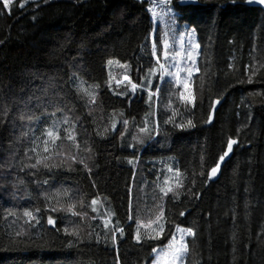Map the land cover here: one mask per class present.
I'll return each instance as SVG.
<instances>
[{
    "label": "trees",
    "instance_id": "1",
    "mask_svg": "<svg viewBox=\"0 0 264 264\" xmlns=\"http://www.w3.org/2000/svg\"><path fill=\"white\" fill-rule=\"evenodd\" d=\"M180 1L174 2L177 20L195 29L201 47V72L192 84L197 103L189 111L176 99L171 110L163 97H153L148 107L146 93L117 96L107 87L108 59L130 64V77L136 82L151 66L144 49L154 22L146 1L15 0L10 14L0 2V264H152V247L164 246L175 225L196 231L195 243L188 240L187 264H264V69L252 84L238 82L247 79L248 65L264 63V10L245 0H197L198 6H182ZM123 71H115L117 79ZM76 77L85 88L99 85L96 104L89 105L87 96L77 93ZM157 86L158 77L153 90ZM217 98L220 105L207 124ZM149 111L154 113V127L158 121L159 135L131 152L126 140H116L111 130L113 113L116 119L130 121L129 132ZM173 111L177 119L165 123ZM33 114L39 120L21 119ZM65 115L76 123L81 148L92 150L79 152L91 173L80 164L71 171L66 166L21 171L24 164L34 163L25 150L35 158L30 151L33 140L43 139L42 130ZM189 118L196 127L174 126ZM65 127L60 128L61 137ZM105 128L109 131L103 137L97 134ZM229 138L238 144L221 164L220 176L208 180ZM57 143L72 151L67 142ZM39 151L42 154V147ZM133 154L138 158L135 167L127 163ZM61 159L56 156L49 163L59 164ZM168 164L185 177V190L191 188L199 198L182 194L176 202L171 195L160 199L156 177L171 176L166 173ZM201 170L203 176L193 177ZM170 182L175 183L174 176ZM97 195L104 207L98 205L94 213L90 202ZM69 201L87 217L50 211ZM160 203L168 220L162 238L138 244L136 220L147 221ZM25 210L39 217L35 228L24 223ZM106 210L114 212L113 223L118 220L125 229L115 246L104 239ZM49 215L56 228L47 224ZM66 226H78L84 242L69 247L74 238L64 234ZM21 228L28 233L15 236Z\"/></svg>",
    "mask_w": 264,
    "mask_h": 264
},
{
    "label": "snow or ice",
    "instance_id": "2",
    "mask_svg": "<svg viewBox=\"0 0 264 264\" xmlns=\"http://www.w3.org/2000/svg\"><path fill=\"white\" fill-rule=\"evenodd\" d=\"M2 2V7L4 10L10 14L11 8L13 5V0H0ZM45 3L48 0H44ZM248 4H257L264 6V0H245ZM172 0H153L152 6L148 9L151 13V17L153 21H159L164 25L162 31L157 32L155 29L149 33V36L146 37V40L150 41V51L149 54L155 61L148 70L139 77V82L134 81L130 77L131 65L128 63H121L119 60L108 59L107 65L111 66L114 63L118 65L121 69H123V73L120 78L117 79L112 75L111 72L108 74V79L106 81L107 87L110 91H112L113 95L117 96H136L139 93H146L147 99L146 103L149 104L150 107L153 106V97L158 101L160 94V83L165 82V77L168 78L167 83L172 89L169 93L170 96H175L176 100L179 101L180 105L184 108L185 111H189L196 107L197 97L193 92L190 84L193 80V75L201 72V68L197 64V58L200 53L197 51L200 49V44L197 43L194 39L195 29H191L190 31L181 32L179 35H176V17L173 14L172 9ZM19 7H24V4L21 3ZM231 67V66H230ZM248 68L251 71L248 73L247 79L244 81H238L240 83L252 84L253 78L259 74L261 69H264V63H260L259 66L255 64L248 65ZM139 71V70H138ZM158 77V86L153 90V81L154 78ZM77 93H83L87 96V103L89 105H94L97 103L99 93L96 89L99 88V85H91L88 88L84 87V81L79 77H76ZM201 80V91H203L204 81L203 77H200ZM113 81H115V88L117 90H113ZM123 87V91H119V89ZM178 89V91H177ZM251 95H259V93H253ZM220 104V99L217 98L212 101L208 118L205 120V123L211 124L213 120V114L215 112V106ZM168 108L172 107V101L169 100ZM4 115H7V111H5ZM52 116H55V112L51 113ZM122 116L123 113L121 112ZM154 115V113H147L142 124L138 126V132L141 134H147L149 138H151L152 133L149 132V121L148 116ZM176 115V111H173L172 116ZM116 114L113 113V120L111 123V130L115 131L117 127V123L119 122L116 118ZM27 119L29 122L33 120H39L38 116L29 115L25 117L21 116V119ZM77 120L79 117L76 118ZM172 117H169L165 120V123H172ZM2 123V121H0ZM123 130L120 133L121 139L123 135L128 130L129 120L124 119L122 121ZM62 125H66L64 128V136L60 135V128ZM175 127L184 129L186 127L194 128L196 124L193 122L191 118L187 119L183 123L174 124ZM109 131L108 128L104 129L103 133L98 132L97 134L100 136H104L105 133ZM152 132L155 135H159V126L153 128ZM43 139L40 137H36L33 140V147L30 149L32 153H35V158L32 156H28V151L25 150V156L28 160H33L34 163L24 164L21 171L24 168L31 169H39L41 166L45 169L51 170L52 168L58 166H66V170H74L73 165L80 164L83 166V170L87 171L89 174L92 169L89 164L86 162V159L79 157V152L84 151L87 153H91L90 147L81 148L80 142L77 141V132H76V123L71 121L69 116L65 115L62 120H52L51 125L45 127L41 133ZM134 143H129V148H135L137 145H143L144 140L139 135H133L131 137ZM39 141V143H37ZM57 141L67 142L71 145L72 151L69 152L65 149V144H58ZM85 143H87L85 141ZM238 144L237 139L229 138L226 143V150L219 155L218 161L215 163L213 167L207 173V179L211 180L220 172L221 164L224 162L225 158L229 156L230 153L233 152V146ZM42 147V154L39 151ZM59 156L62 159L59 161V164L49 163L52 161L54 157ZM90 158V157H89ZM203 159V158H202ZM127 163L129 165H133L138 163V158L133 154V158L128 159ZM166 173L171 174L165 175L161 180V177L158 175L156 177L155 189L159 193V197L161 200L167 198L171 195L173 202L179 201L182 194L184 195H195L198 197V193H192L191 188H187L185 190L184 179L185 177L181 173V171L176 168L174 169L171 164L166 165ZM33 174L34 173H30ZM196 175L203 176L204 172L201 170L199 173L193 172V177ZM172 176L175 177V183H171ZM47 181H45L46 183ZM23 183V180L20 181ZM191 184L195 185V178L191 181ZM183 190V191H182ZM59 195V194H57ZM59 204V201L57 200ZM80 206L83 207V200H79ZM103 208L104 204L101 201L99 195L96 198L92 199L90 202L91 211L94 213L98 212L97 206ZM77 203L75 201L67 202V206L60 205L59 207H52L50 211H65L69 213L72 217H81L83 220L87 217V213L76 211ZM155 208L157 211L154 215H150L147 221H143L140 219L136 220V233L135 240L138 244L143 243L146 240H157L161 239L165 232V225L168 223L167 218L165 217V210L163 204H156ZM40 209L36 208L35 213H39ZM15 215V213H12ZM180 216L184 215V212L181 211L179 213ZM23 216L27 219L24 221L30 228H35L40 223L39 217L34 214L33 211L25 210L23 212ZM115 213L112 211H105L102 217L103 229L105 231V240H111L113 246L117 244V236L123 237L124 235V227L120 226V222L117 220L113 223V217ZM95 219V218H93ZM133 216L129 215L128 220H132ZM33 221L35 223H33ZM47 224L56 228V220L49 215L47 217ZM141 229L145 231L142 233ZM63 232L66 236L74 238L72 242L69 243V247L73 246V243H83L84 239L80 236L79 227H74L71 230L69 227H64ZM28 233L27 228H21L15 232V236L19 237L22 235H26ZM192 238V243H195L196 231L193 227H181L179 225L174 226V231L170 233V238L167 240V243L157 248L155 246L152 247V253L155 258L152 264H187V261L190 257V248L189 241L187 238ZM99 243V239L96 241ZM118 260V258H117Z\"/></svg>",
    "mask_w": 264,
    "mask_h": 264
},
{
    "label": "rangeland",
    "instance_id": "3",
    "mask_svg": "<svg viewBox=\"0 0 264 264\" xmlns=\"http://www.w3.org/2000/svg\"><path fill=\"white\" fill-rule=\"evenodd\" d=\"M15 0H13V2H14ZM139 1H146L147 3H148V9L152 6V3H153V0H139ZM176 0H172V9H173V14H174V16L176 17V21H177V23H176V28H177V32H176V35H179V33H181V32H186V31H190L192 28H190L188 25H181V24H179V22H178V20H177V17H178V12L176 11V9H175V6H174V2H175ZM181 2V1H180ZM151 14V13H150ZM154 22V29L157 31V32H160V31H162L163 30V28H164V25L162 24V23H160L159 21H153ZM194 39H195V41L197 42V43H199V41H198V37H197V34H196V32H195V35H194ZM144 51H146V53H148V56H149V59H150V64L152 65V64H154L155 63V61L153 60V58L150 56V54H149V51H150V41H148L147 42V47H146V49H144ZM199 53H200V55H199V57L197 58V64H198V66H199V61H200V57H201V47H200V49H198L197 50ZM120 69V67L118 66V65H116L115 63L113 64V65H111V66H109V72H111L112 73V75L114 76V77H118V75L115 73V71L116 70H119ZM195 75L196 74H194L193 75V80H192V82H191V84H190V87L192 88V90H193V86H192V84H193V81H194V77H195ZM157 78V77H156ZM156 78H154V81H153V83L155 82V80H156ZM167 80H168V78L167 77H165V82L164 83H160L159 84V87H160V94H159V98L160 99H162V97H163V102H164V104H165V107L169 110H171L172 108H174V106L172 105V107L171 108H168L167 107V105H168V102H169V100H173V99H176V97L175 96H170L169 95V93H170V91L172 90L171 88H170V86L168 85V83H167ZM177 91H178V89H177ZM138 95V94H137ZM136 95V96H137ZM136 96H132L133 98H135ZM177 101V100H176ZM178 103H179V101H177ZM180 104V103H179ZM181 106V105H180ZM148 107H150L149 106V104H148ZM149 113H150V111H149ZM173 113V112H172ZM171 113V114H172ZM167 117V119H168V116H166ZM172 117V120H174V119H177L176 117H173V116H171ZM119 122L117 123V127H116V140H120L121 139V137H120V133L122 132V130H123V124H122V121L124 120V118H121V119H117ZM144 120V119H143ZM142 120V121H143ZM142 121H140L137 125H135V126H133L132 128H131V130L126 134V132L124 133V135H123V141L124 140H126V142L129 144V143H134V141H132V139H131V137L133 136V135H139L143 140H144V144L143 145H137L135 148H129V150L131 151V152H134V151H136L139 147H141V146H144L153 136H154V132H152V130H153V128H154V126H153V121L151 120V117H150V115H149V117H148V121H149V124H148V126H149V132H151L152 133V136H151V138H149V136L147 135V134H141V133H139L138 132V126H140L141 124H142ZM130 122V121H129ZM157 124H158V121H157ZM170 124H173V122L172 123H170ZM129 126H130V123H129V125H128V129H129ZM158 126H159V124H158ZM159 129H160V127H159ZM130 137V138H129ZM121 139V140H122ZM155 139V138H154ZM191 237H189V238H187L188 240L190 239ZM154 258H155V256H154V254H153V260H154Z\"/></svg>",
    "mask_w": 264,
    "mask_h": 264
},
{
    "label": "water",
    "instance_id": "4",
    "mask_svg": "<svg viewBox=\"0 0 264 264\" xmlns=\"http://www.w3.org/2000/svg\"><path fill=\"white\" fill-rule=\"evenodd\" d=\"M180 4L182 6H198L199 5V2L197 0H181ZM248 4V3H247ZM249 6L251 7H256V8H261L264 10V6H261V5H257V4H248ZM220 104L216 105V108L215 110L218 109ZM235 146V145H234ZM233 146V147H234ZM231 156V153L229 154V156L227 157V159H229ZM220 170H221V167H220ZM220 176V172L215 176L213 177L214 179H217L218 177Z\"/></svg>",
    "mask_w": 264,
    "mask_h": 264
}]
</instances>
